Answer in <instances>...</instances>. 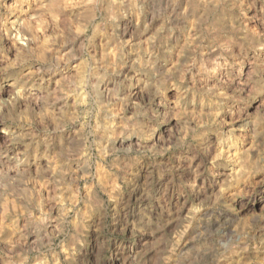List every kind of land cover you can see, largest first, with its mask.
<instances>
[{
    "label": "clouds",
    "instance_id": "clouds-1",
    "mask_svg": "<svg viewBox=\"0 0 264 264\" xmlns=\"http://www.w3.org/2000/svg\"><path fill=\"white\" fill-rule=\"evenodd\" d=\"M0 264H264V0H0Z\"/></svg>",
    "mask_w": 264,
    "mask_h": 264
}]
</instances>
